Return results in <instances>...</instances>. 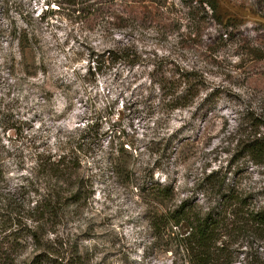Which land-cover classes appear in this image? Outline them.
<instances>
[{
    "label": "rangeland",
    "instance_id": "rangeland-1",
    "mask_svg": "<svg viewBox=\"0 0 264 264\" xmlns=\"http://www.w3.org/2000/svg\"><path fill=\"white\" fill-rule=\"evenodd\" d=\"M66 1L0 0V193L32 207L36 158L96 122L103 147L82 165L90 196L62 231L79 235L87 264H171L149 226L162 209L152 190L167 185L171 204L209 209L218 196L204 180L219 171L259 201L260 171L245 172L237 143L264 113V0ZM120 47L129 62L97 73L90 53ZM182 69L193 70L201 91L193 106L165 121L155 106V77ZM166 132L169 157L161 150ZM110 153L130 159L129 170L109 165ZM1 200L0 222L7 212ZM259 244L246 231L233 247L242 261ZM33 254L24 250L15 264Z\"/></svg>",
    "mask_w": 264,
    "mask_h": 264
},
{
    "label": "trees",
    "instance_id": "trees-1",
    "mask_svg": "<svg viewBox=\"0 0 264 264\" xmlns=\"http://www.w3.org/2000/svg\"><path fill=\"white\" fill-rule=\"evenodd\" d=\"M88 0H68L66 3L77 5ZM47 4L52 0H46ZM62 5L63 0H54ZM207 4L212 13L215 6ZM83 10H85L83 8ZM83 12V11H82ZM5 30L0 28V42ZM12 38L16 31L9 33ZM27 42L25 34L18 37L23 47ZM128 61L126 48L120 47L101 53H90L89 62L94 64L97 73L102 69H113ZM131 64H137L131 61ZM130 64V65H131ZM192 69L172 71L169 77H155L159 86L153 89L163 119L169 121L177 110L190 108L201 91ZM160 81L168 84L161 86ZM158 92V93H157ZM163 96V99L158 96ZM85 125L65 141H59L55 151L45 152L36 158L31 172V190L34 204L32 207L21 204L16 194L8 190L0 193L6 206V219L0 222V264H15L24 250L31 248L33 256L25 264H87L78 243L79 235L62 231L66 228L90 196V186L82 173V165L93 158L96 150L102 149L103 134L97 123ZM250 130L238 140L237 148L248 170L258 169L263 187L256 193L259 201L254 203L241 187L231 183L226 173L212 172L204 180L207 191L218 196V203L209 209H194L193 205L174 200L173 188L163 186L152 190L149 196L159 201L162 209L154 213L149 223L154 237L165 252L173 256L171 264H264V113L251 118ZM167 131V129L165 130ZM162 156L171 154L172 133L162 135ZM118 151L126 152L120 145ZM107 163L114 168L129 170L130 159L112 157ZM5 175L0 159V184ZM251 231L258 248L253 253H243L233 245L240 233ZM24 264V262H23Z\"/></svg>",
    "mask_w": 264,
    "mask_h": 264
}]
</instances>
